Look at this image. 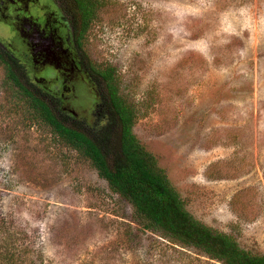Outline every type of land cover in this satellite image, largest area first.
Masks as SVG:
<instances>
[{
	"label": "rangeland",
	"instance_id": "374dc122",
	"mask_svg": "<svg viewBox=\"0 0 264 264\" xmlns=\"http://www.w3.org/2000/svg\"><path fill=\"white\" fill-rule=\"evenodd\" d=\"M27 1L0 0V41L52 92L67 83L68 106L92 122L98 95L70 21L57 0ZM35 37L58 60L35 55ZM89 52L117 68L136 134L188 209L264 253V0H108ZM4 84L0 64V213L29 246L16 264H223L134 221L88 161L9 110Z\"/></svg>",
	"mask_w": 264,
	"mask_h": 264
},
{
	"label": "trees",
	"instance_id": "16d2710c",
	"mask_svg": "<svg viewBox=\"0 0 264 264\" xmlns=\"http://www.w3.org/2000/svg\"><path fill=\"white\" fill-rule=\"evenodd\" d=\"M57 1L61 15L70 21L71 46L98 95L94 119L90 122L68 106L75 93L67 83L60 94L52 92L34 75L27 52L20 56L0 41L9 110L43 125L58 143L88 161L110 189L132 205L134 221L146 230L223 264H264V253L243 247L233 234L208 225L188 209L157 157L136 134L139 111L125 94L117 68L97 63L89 52L91 29L108 0ZM10 225L0 213V264L27 257L29 246L18 244V233Z\"/></svg>",
	"mask_w": 264,
	"mask_h": 264
},
{
	"label": "water",
	"instance_id": "95a60500",
	"mask_svg": "<svg viewBox=\"0 0 264 264\" xmlns=\"http://www.w3.org/2000/svg\"><path fill=\"white\" fill-rule=\"evenodd\" d=\"M48 40L46 39V42L45 41H42V42H44L43 44H41V45L38 44L37 45V43L41 42V38H36L35 37V38H32L31 39L32 44H33L34 54L37 55V56H39L40 58L42 56H45L46 57V59L43 61L44 63H48V61L54 62L51 59H54L55 61L58 60V56H57L56 51L55 50H52V48H51V47L54 46L52 44L53 43V39L49 38ZM40 61H41V59L40 60H38V59L36 60L37 63L40 62Z\"/></svg>",
	"mask_w": 264,
	"mask_h": 264
},
{
	"label": "flooded vegetation",
	"instance_id": "af4514ba",
	"mask_svg": "<svg viewBox=\"0 0 264 264\" xmlns=\"http://www.w3.org/2000/svg\"><path fill=\"white\" fill-rule=\"evenodd\" d=\"M4 2H5V0H2V4H3ZM27 2H29L28 4L31 5V6H32L33 4H35V3H33L32 0H28ZM2 4H1V5H2ZM28 4H27V5H28Z\"/></svg>",
	"mask_w": 264,
	"mask_h": 264
}]
</instances>
